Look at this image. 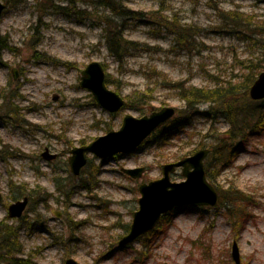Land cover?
Segmentation results:
<instances>
[{"label": "rangeland", "instance_id": "rangeland-1", "mask_svg": "<svg viewBox=\"0 0 264 264\" xmlns=\"http://www.w3.org/2000/svg\"><path fill=\"white\" fill-rule=\"evenodd\" d=\"M34 1L9 9L0 20V35L13 48L0 56V88L16 94L6 103L12 111L0 109V222L8 218V223L19 227L27 264H65L68 258L77 264H234L233 241L240 264H264V136L249 141L228 168L208 181L221 191L238 190L248 200L249 214L242 226L234 227L235 220L227 217L228 211L218 200L214 206H181L170 211L169 218H163L168 213L160 218L154 227L161 228L154 247L143 258L137 239L118 248L128 233L125 226H130L138 209V186L160 179L163 165L201 150L197 144L205 134L211 129L224 132L227 124L219 117L212 124L191 113L183 128L175 127L177 122L171 124L175 135L163 146L155 139L147 142L152 134L137 151L126 155L101 159L86 153L78 176L71 174L67 162L73 148L119 130L125 115L140 118L166 106L177 111L185 108L178 92L156 84L149 79L150 73L198 88L213 87L214 78L241 82L244 72L238 61L252 56L253 50L225 26L219 12L236 10L264 22V0H125V7L144 15L139 23H128L125 37L145 50L135 52L122 65L109 55L101 29L93 21L55 13L39 16ZM76 6L84 8L77 2ZM164 17L197 30L193 48L182 49L175 35L157 25ZM91 62L102 65L117 86L108 88L123 99L134 91L149 90L144 113L123 108L109 113L96 105L90 92L79 86L80 72ZM236 91L238 102L250 99ZM257 102L264 105V99ZM210 110L208 104L198 108L214 115ZM175 117L180 120L181 114L176 112ZM45 150L55 159H43ZM183 154L187 155L178 159ZM136 168L144 169L137 179L123 172ZM55 180H74V187L67 194L58 193ZM169 180H185L180 167ZM18 185L33 189L32 201L28 199L20 218L9 219L8 206L22 199L9 198L10 189ZM45 195L43 202L40 199Z\"/></svg>", "mask_w": 264, "mask_h": 264}, {"label": "trees", "instance_id": "trees-1", "mask_svg": "<svg viewBox=\"0 0 264 264\" xmlns=\"http://www.w3.org/2000/svg\"><path fill=\"white\" fill-rule=\"evenodd\" d=\"M6 9L4 15L9 9L17 8L26 0H1ZM125 0H35L33 8L39 16L55 13L66 18L79 17L80 21L91 20L92 25L101 29V38L104 42L108 53L113 59L122 65L126 59L135 52L144 51L145 48L139 46L138 43L132 42L125 37V31L128 28L129 22L139 23L144 18L141 12L133 11L125 7ZM76 2L83 5V9L76 6ZM62 3H65L63 6ZM219 16L227 28H232L238 35V39L247 43V47L253 50L252 56H247L245 59L238 61L239 69L244 72L240 76V81L237 84L230 82H221L214 78L213 87H194L186 85L187 81L171 82L166 80L160 73H150L149 79H154L156 84H164V88H168L173 92H178V96L185 103V108L176 112L181 114V119L176 117L167 122L163 127L156 130L153 135L147 140L148 143L153 139L158 143V146L167 144L175 135L174 130L170 129L171 124L175 127H184L191 113H198L204 118H207L212 124L216 122L217 117L223 119L227 124V129L224 132L211 129L212 132L205 134L204 140L198 142V149H208L209 153L204 160V173L208 181L215 180L217 175H220L223 170L228 168L236 159L237 155L246 149L249 141L262 138L264 136V105L259 102L246 99V103H240L235 99L236 88L243 95L248 94L249 87L252 85L258 74L264 70V22L254 21L252 16H248L239 11L219 12ZM158 26L170 34L175 35L176 42L181 45L182 49L193 48L194 39L198 32L192 26L181 25L177 19L168 20L166 17L158 21ZM13 51L12 46L6 36L0 35V56L3 51ZM256 54V56H255ZM105 83L113 85L109 74L105 73ZM241 85V86H240ZM237 96V95H236ZM150 91L138 92L134 91L129 96L124 98L123 109H132L143 114L144 106L150 100ZM249 97V96H248ZM16 98L14 90L9 88H0V109L12 111L6 107V103L11 102ZM5 102V103H4ZM201 104H208L214 115L210 116L209 112H199L198 108ZM217 106V108H213ZM183 123V124H182ZM188 125V124H186ZM177 129V128H176ZM168 133V134H167ZM194 151V150H193ZM187 154L178 159L185 157ZM85 173V171H84ZM69 180L73 176L68 174ZM58 183L55 180V189L58 193L67 194L72 190L74 180ZM215 187V186H214ZM218 194V202L223 205L228 211L227 217L234 221V227L239 229L243 222L248 217L247 207L250 204L248 200L235 189H227L221 191L216 188ZM69 191V192H70ZM46 194L45 192H43ZM240 193V194H239ZM42 195V194H40ZM33 189H26L23 185L14 186L9 191V198L16 200L27 197L32 201ZM43 197H45L43 199ZM48 198V196H47ZM43 202L46 201V195L41 196ZM240 202V205H237ZM30 205V204H29ZM232 206L230 209L229 207ZM234 206L236 208L234 209ZM251 207V205H250ZM31 206L29 207V209ZM31 211V210H29ZM170 213L163 218H169ZM8 218L0 222V264H27L23 258L22 248L19 242L18 230L19 227L8 223ZM163 221V220H162ZM129 226H125L128 231ZM160 226L151 230L145 235L140 236L136 241L141 244L142 258L147 256L156 242V235L160 230ZM27 256V255H26ZM30 256V255H29ZM28 258V256L26 257Z\"/></svg>", "mask_w": 264, "mask_h": 264}, {"label": "water", "instance_id": "water-1", "mask_svg": "<svg viewBox=\"0 0 264 264\" xmlns=\"http://www.w3.org/2000/svg\"><path fill=\"white\" fill-rule=\"evenodd\" d=\"M5 9L6 5L0 0V20ZM12 74L13 77H16L15 70H12ZM79 86L87 89L93 96L96 105L109 113H115L123 107L124 99L108 88L105 83L104 69L98 62L89 63L80 72ZM248 96L254 101L264 99V70L258 74L249 87ZM175 114L174 107L166 106L140 118L125 115L119 130H110L87 146L70 150L67 162L71 174L79 175L81 168L86 164V153H92L101 159H111L116 154L126 155L137 151L149 136L169 122ZM208 153V149H201L178 162L165 164L162 166L160 179L138 186L140 194L137 200L138 209L133 213L128 233L118 242L119 249L127 247L140 236L153 230L163 215L176 208L185 205L214 206L217 203V192L206 179L203 168V160ZM55 156L48 154L47 150L41 154V157L46 161L55 159ZM179 167L185 180L180 183L170 182V174ZM143 171V168H136L123 172L131 178L137 179L141 177ZM27 203V197L11 203L7 208L9 219L20 218ZM54 215L60 218L58 212H55ZM231 258L234 264H240V255L235 241L231 246ZM65 264L77 263L68 258L65 260Z\"/></svg>", "mask_w": 264, "mask_h": 264}]
</instances>
